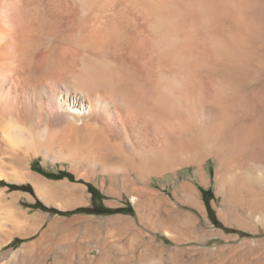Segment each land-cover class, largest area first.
<instances>
[{
    "label": "bare ground",
    "instance_id": "1",
    "mask_svg": "<svg viewBox=\"0 0 264 264\" xmlns=\"http://www.w3.org/2000/svg\"><path fill=\"white\" fill-rule=\"evenodd\" d=\"M262 73L264 0H0V264H23L31 247L9 246L49 219L20 204L33 195L9 192L2 180L32 186L49 207L89 204L86 185L34 171L38 157L134 203L136 219H105L88 262L125 252L117 227L149 264L172 256L157 234L179 243L175 206L169 200L170 217L159 216L154 178L193 165L208 184L209 157L219 186L247 190L264 224V91L254 82ZM179 192L204 208L190 184ZM86 222L102 220L56 217L49 227Z\"/></svg>",
    "mask_w": 264,
    "mask_h": 264
},
{
    "label": "rangeland",
    "instance_id": "2",
    "mask_svg": "<svg viewBox=\"0 0 264 264\" xmlns=\"http://www.w3.org/2000/svg\"><path fill=\"white\" fill-rule=\"evenodd\" d=\"M246 70L251 71L252 69L247 67ZM254 82L255 87H260L257 89L258 91H264V86L262 87L264 85L263 73L258 75ZM255 94L258 96V93ZM33 160L31 165L34 171L51 180L67 179L72 183L86 185L90 193L89 204L67 210L49 207L41 200H37L32 186L16 184L18 188L11 189L7 186L9 182L2 180L1 185L8 187L9 192L21 191L23 194L33 195L35 198L33 202L29 201L26 196L20 199V204L31 214L42 212L49 216V219L41 224L37 232L25 238L16 237L15 243L13 242L9 248L18 250L26 246L31 247V252L23 264H99L97 260L88 262L86 256L90 255L92 246L95 247L92 254L99 253L98 241L103 240L107 234L106 228H104L106 218L130 215L136 219L137 210L131 197L122 195V198H118L107 194L103 191L100 183L85 177L79 178L68 164L53 165L50 163L45 166L42 157ZM216 169L215 158L209 157L204 163L203 169L208 184L200 182L196 174L197 168L193 165L180 169L178 176L168 174L165 178H154L153 182L156 183L154 189L160 194V198L158 197L159 216L168 217L170 214L167 208L168 201H171L170 204L174 203L173 229L180 239L179 243H176L162 233L157 234V241L168 247L173 253L172 256L169 253V255H164L162 264H264V224L257 222L253 217V209L258 208V203L247 190L240 189L236 185L233 187L234 184L231 186L232 188L227 187L228 192L227 189L219 186L218 169ZM43 171L52 173L55 177L61 171H65L68 172L69 177H48ZM184 183L190 184L199 192L204 208H195L186 202L185 197L179 192ZM207 190L209 191L206 194L208 200L204 195V191ZM111 200L116 201L117 206L110 205ZM83 214L95 216L102 222L93 224L86 222L71 225L72 227L69 225L68 228L57 232L49 227L52 218H66ZM125 231L118 227L113 231L115 239L119 240L120 245L126 248L125 252L115 249L113 259L104 260L101 264H145L147 262V253L141 252L142 248L134 249L133 252L129 249L130 243L127 237L130 235ZM147 234L153 233L147 231ZM141 255L146 258L143 257V260Z\"/></svg>",
    "mask_w": 264,
    "mask_h": 264
},
{
    "label": "trees",
    "instance_id": "3",
    "mask_svg": "<svg viewBox=\"0 0 264 264\" xmlns=\"http://www.w3.org/2000/svg\"><path fill=\"white\" fill-rule=\"evenodd\" d=\"M43 173L44 174H46L48 177H54V178H60L61 176H68L69 177V174H68V172H65V171H61L60 173H58V175H56V177H55V175L54 174H52V173H47V172H44L43 171ZM7 186H9V188H11V189H17L18 188V185H16V184H7ZM91 186H90V190H91ZM207 192H209L208 190L207 191H204V195H205V199L206 200H208L209 198L207 197ZM94 211H97V210H94ZM99 211H102V210H99ZM102 212H114V211H102Z\"/></svg>",
    "mask_w": 264,
    "mask_h": 264
}]
</instances>
